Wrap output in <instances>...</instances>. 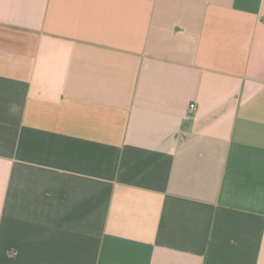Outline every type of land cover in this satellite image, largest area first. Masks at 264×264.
<instances>
[{
	"label": "crops",
	"instance_id": "0c3cea01",
	"mask_svg": "<svg viewBox=\"0 0 264 264\" xmlns=\"http://www.w3.org/2000/svg\"><path fill=\"white\" fill-rule=\"evenodd\" d=\"M0 264H264V0H0Z\"/></svg>",
	"mask_w": 264,
	"mask_h": 264
},
{
	"label": "built area",
	"instance_id": "2783aa9c",
	"mask_svg": "<svg viewBox=\"0 0 264 264\" xmlns=\"http://www.w3.org/2000/svg\"><path fill=\"white\" fill-rule=\"evenodd\" d=\"M190 108H191V109H194V105H190Z\"/></svg>",
	"mask_w": 264,
	"mask_h": 264
}]
</instances>
